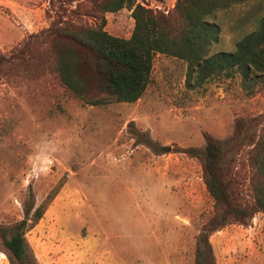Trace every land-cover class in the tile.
I'll return each instance as SVG.
<instances>
[{
	"label": "rangeland",
	"instance_id": "374dc122",
	"mask_svg": "<svg viewBox=\"0 0 264 264\" xmlns=\"http://www.w3.org/2000/svg\"><path fill=\"white\" fill-rule=\"evenodd\" d=\"M137 1L167 12L175 0ZM263 14L264 0L216 12L220 31L206 55L232 51ZM61 16L57 2L0 0V54ZM105 16L108 33L129 37L128 8ZM77 20L96 24L89 13ZM8 70L0 73V225L43 205L25 231L38 264H195L196 237L213 201L200 162L182 149L203 147L205 132L222 147L235 200L252 202L254 146L264 142V74L249 81L218 75L192 86L186 61L156 53L138 100L89 105L47 67L31 75ZM263 218L259 211L246 225L213 231L214 264L255 261L256 249L264 251ZM0 264H9L1 249Z\"/></svg>",
	"mask_w": 264,
	"mask_h": 264
},
{
	"label": "trees",
	"instance_id": "16d2710c",
	"mask_svg": "<svg viewBox=\"0 0 264 264\" xmlns=\"http://www.w3.org/2000/svg\"><path fill=\"white\" fill-rule=\"evenodd\" d=\"M248 0H175L167 12L144 6L137 0H48L58 3L60 18L51 19L38 33L29 35L11 50L0 54V73L10 68L31 75L37 66L55 72L60 83L85 104L112 101L134 102L151 79L153 57L162 53L186 61V83L200 86L213 76L238 73L242 81L264 74V14L253 30L244 34L232 51L206 53L217 39L216 12ZM75 3L74 8L70 7ZM84 8L85 12L79 11ZM130 10L133 29L129 37L108 33L105 13ZM58 13V12H57ZM91 14L95 25L77 20ZM45 16L51 17L45 10ZM204 146L187 147L182 152L198 159L202 180L213 201V212L196 237L195 264H214L210 234L227 224L246 225L254 213L264 212V142L255 144L254 164L259 179L251 183L252 202H237L225 180L223 150L219 141L204 133ZM147 141L146 144H150ZM43 214V205L28 210L9 226L0 225V249L9 264H38L25 238Z\"/></svg>",
	"mask_w": 264,
	"mask_h": 264
},
{
	"label": "crops",
	"instance_id": "0c3cea01",
	"mask_svg": "<svg viewBox=\"0 0 264 264\" xmlns=\"http://www.w3.org/2000/svg\"><path fill=\"white\" fill-rule=\"evenodd\" d=\"M124 9V8H123ZM123 9H121V10H123ZM121 10H119V11H121ZM118 11V12H119ZM108 13H110V14H112L111 12H107V13H105V14H108ZM115 13H117V12H115ZM264 219V218H263ZM261 221H260V223H259V226H261ZM254 227H256V225L254 226H252V225H250V227L249 228H254ZM257 228V227H256ZM257 229H260V227L259 228H257ZM255 259V261H252V263H247V264H264V251H262L260 248H257L256 249V257L254 258Z\"/></svg>",
	"mask_w": 264,
	"mask_h": 264
},
{
	"label": "water",
	"instance_id": "95a60500",
	"mask_svg": "<svg viewBox=\"0 0 264 264\" xmlns=\"http://www.w3.org/2000/svg\"><path fill=\"white\" fill-rule=\"evenodd\" d=\"M165 149H166L167 151L169 150V148H168V147H166Z\"/></svg>",
	"mask_w": 264,
	"mask_h": 264
}]
</instances>
